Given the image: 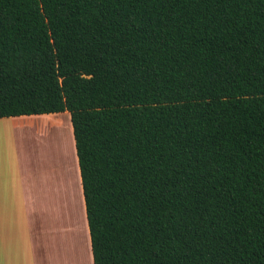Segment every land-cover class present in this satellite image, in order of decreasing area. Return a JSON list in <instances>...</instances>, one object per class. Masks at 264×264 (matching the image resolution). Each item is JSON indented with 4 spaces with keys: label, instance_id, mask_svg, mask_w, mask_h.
<instances>
[{
    "label": "trees",
    "instance_id": "1",
    "mask_svg": "<svg viewBox=\"0 0 264 264\" xmlns=\"http://www.w3.org/2000/svg\"><path fill=\"white\" fill-rule=\"evenodd\" d=\"M65 112L94 264H264V0H0V119Z\"/></svg>",
    "mask_w": 264,
    "mask_h": 264
},
{
    "label": "crops",
    "instance_id": "2",
    "mask_svg": "<svg viewBox=\"0 0 264 264\" xmlns=\"http://www.w3.org/2000/svg\"><path fill=\"white\" fill-rule=\"evenodd\" d=\"M47 119L61 115L0 119V264H94L75 139L68 164L42 150L32 167L17 149H6L7 122L32 128ZM61 152L67 155L65 147Z\"/></svg>",
    "mask_w": 264,
    "mask_h": 264
},
{
    "label": "rangeland",
    "instance_id": "3",
    "mask_svg": "<svg viewBox=\"0 0 264 264\" xmlns=\"http://www.w3.org/2000/svg\"><path fill=\"white\" fill-rule=\"evenodd\" d=\"M60 115H61L60 121L66 122L65 125L68 124L69 127L67 125L65 127L60 128L58 123L56 124L51 123L52 125L49 126V132H51L52 139H50V141L47 139L48 137L47 135H45V133H43V135L42 134L38 135V133L35 134L34 132H37V131L33 129V126L32 128H29V126L25 128H23L24 126L21 128H18L14 126L13 124H10L7 122L6 126L3 129L5 131L4 134L6 135V144H7L6 149L7 150L8 148L17 149L18 152L20 153L23 163L25 159L27 158L29 159V163L32 167H34V165L32 164L35 161L36 148L37 150L40 148L48 152V155L59 158L61 159V161L63 160L62 161L63 164H65V162L68 164V160L69 158H71V153H72V143L74 144L73 128H71V124H70L71 115L68 112L62 113ZM45 121L46 123L51 122V121H48V119ZM67 127H68L69 134L68 136H65L67 135L65 133V131H67ZM36 136L38 139L36 138ZM64 142H66V144H64ZM42 143H44V146L42 145ZM38 144H39V147H37ZM64 147L66 148L67 155L61 156V153H62L61 151ZM76 153L77 152L74 153L75 160H76ZM36 154L39 159L41 154L40 155L38 153ZM83 230L87 231V226L86 227L83 226ZM73 234L74 232L73 233L69 232V236ZM49 238H50V235H48V241H47L48 244H50Z\"/></svg>",
    "mask_w": 264,
    "mask_h": 264
},
{
    "label": "bare ground",
    "instance_id": "4",
    "mask_svg": "<svg viewBox=\"0 0 264 264\" xmlns=\"http://www.w3.org/2000/svg\"><path fill=\"white\" fill-rule=\"evenodd\" d=\"M56 124V123H58L59 125H60V127H65V126H67L68 124H66L65 125V123L66 122H63V121H52V122H50V123H46V121L44 122V121H40V122H34V124H33V129L34 130H36L37 132H34L35 134H37L38 133V135H40V134H42L43 135V133H45V135H47V139L50 141V139H52V135H51V132H49V126H51L52 124ZM68 127H69V125H68ZM68 127H67V131H65V133L67 134V135H65V136H68ZM48 129V130H47ZM63 129V128H62ZM65 129V128H64ZM62 133H63V131H62ZM36 138H37V136H36ZM38 139V138H37ZM46 139V138H45ZM46 139V140H47ZM32 141V140H31ZM40 141H41V139H40ZM43 142V141H42ZM36 143H38V142H36ZM47 144V143H46ZM64 144H66V142H64ZM42 145L44 146V143H42ZM37 147H39V144L37 145ZM41 151H42V149H38L37 150V148H36V152L40 155L41 154Z\"/></svg>",
    "mask_w": 264,
    "mask_h": 264
}]
</instances>
